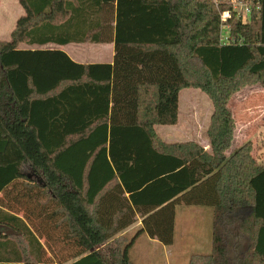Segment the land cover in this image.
Returning <instances> with one entry per match:
<instances>
[{
    "label": "trees",
    "instance_id": "obj_1",
    "mask_svg": "<svg viewBox=\"0 0 264 264\" xmlns=\"http://www.w3.org/2000/svg\"><path fill=\"white\" fill-rule=\"evenodd\" d=\"M243 1L226 43L214 0L20 1L0 39V264H136L141 235L173 244L178 205L213 211L211 250L188 264H264V162L251 141L227 155L229 101L264 87V0ZM112 41L96 64L20 46ZM184 88L212 101L209 150L156 132Z\"/></svg>",
    "mask_w": 264,
    "mask_h": 264
},
{
    "label": "rangeland",
    "instance_id": "obj_2",
    "mask_svg": "<svg viewBox=\"0 0 264 264\" xmlns=\"http://www.w3.org/2000/svg\"><path fill=\"white\" fill-rule=\"evenodd\" d=\"M20 0H7L0 6V31H5L9 26L15 23V17L23 10L20 5ZM5 29V30H4ZM227 28L224 29V35L227 33ZM9 31H5L4 35L7 36ZM11 35V34H10ZM1 39V38H0ZM4 40V39H2ZM20 46H27L21 44ZM84 50V49H82ZM83 52V51H80ZM255 85V86H254ZM246 89L245 96L248 105L253 110L261 111L256 112L257 115L264 113V87L261 88L260 84H250ZM236 102L237 99H234ZM213 112V104L208 95L198 88H184L181 94V122L178 127H183L185 122H195L206 135L211 114ZM175 127V126H172ZM173 130L175 128L169 125H159L157 127L158 135L163 140L164 131ZM178 134L180 137H175V140H183V132ZM174 135V133H173ZM261 149V148H259ZM259 159L261 157H258ZM264 162V161H263ZM187 209V210H186ZM196 215H192L193 212ZM212 208L210 207H188L186 205H178L176 207V220H175V235L174 242L167 245V250L163 249L161 244L158 246L149 242L147 236L139 237L135 246L132 248V256L136 264H188L191 254L196 252H207L202 250L198 245L204 238L208 229L212 227ZM23 214V211L20 212ZM44 242V239H43Z\"/></svg>",
    "mask_w": 264,
    "mask_h": 264
},
{
    "label": "crops",
    "instance_id": "obj_3",
    "mask_svg": "<svg viewBox=\"0 0 264 264\" xmlns=\"http://www.w3.org/2000/svg\"><path fill=\"white\" fill-rule=\"evenodd\" d=\"M5 1L7 0H0V6L4 4ZM20 5H21V2H20ZM23 14H24V8L14 18L15 23L6 29L7 31H9L8 35L6 37L0 36L1 39H4V40L10 39V34L16 25L17 19ZM5 31H0V35H4ZM21 47L22 48H43V49L64 50L73 61L77 63H83V64L112 63L114 56H115V43L113 41L112 42H100V43H96V42H70L67 44L47 43L43 45H27V46H21ZM80 51H83V52H80ZM248 87L249 86H245L244 88L236 92L232 96L231 100L229 101V108L231 109L233 113V117L235 119V130H234L232 144L227 151V155H230L231 153H233L235 150H237L240 146H242L246 142L251 141L253 144V155L256 157H261L260 159L259 158L258 159L260 161H264V113L262 115L261 114L257 115L256 112H261V111L253 110L252 107L248 105L247 98L245 96V93H246L245 91ZM260 87L263 88L261 85ZM183 90L184 89L181 90L180 97H179V121L178 123L174 125H169V127L175 128V131L173 130H167L166 132L164 131V137L166 138H164L163 140L166 142L194 141V142L201 144L205 149L209 150L210 143H209L208 137H206L201 130L198 131L201 125L198 126L197 124H195V122L192 123L188 121V122H185L184 125H182L183 126L182 128L178 127L181 122L180 121L181 120V94ZM234 99H237V101L235 102ZM158 126L159 125L155 126L157 133H158L157 131ZM172 126H175V127H172ZM181 130H184L183 131L184 137H181V139L183 140H175L174 139L175 137H180L178 136V134L181 133ZM192 206L207 208V206H198V205H189L188 207L190 208ZM196 214L197 212L194 211L192 215H196ZM211 215H212V221H213V211ZM141 222L142 220L141 218H139L138 221L132 226H130L129 228H127L124 231V233L133 234V232L141 225ZM212 230H213V225L210 229H208V232L205 233L203 240L198 245H196V246H199L202 250H206L207 252L205 253H208L211 250ZM144 235L147 236L149 242L153 243L156 246H158V244H161L163 246V249L167 250L168 246L162 244L157 239L150 238L146 234H143L140 237Z\"/></svg>",
    "mask_w": 264,
    "mask_h": 264
},
{
    "label": "built area",
    "instance_id": "obj_4",
    "mask_svg": "<svg viewBox=\"0 0 264 264\" xmlns=\"http://www.w3.org/2000/svg\"><path fill=\"white\" fill-rule=\"evenodd\" d=\"M217 6L222 7V4H228L229 8L221 11V21H222V30H221V42L226 43L229 36V26L225 24L227 18H229L233 13H237L243 19H246L251 13V5L249 2L243 0H214ZM227 28V33L224 35V29Z\"/></svg>",
    "mask_w": 264,
    "mask_h": 264
},
{
    "label": "water",
    "instance_id": "obj_5",
    "mask_svg": "<svg viewBox=\"0 0 264 264\" xmlns=\"http://www.w3.org/2000/svg\"><path fill=\"white\" fill-rule=\"evenodd\" d=\"M0 230L4 231L6 233H9V234H14V230L10 229V228H7V227L0 226Z\"/></svg>",
    "mask_w": 264,
    "mask_h": 264
}]
</instances>
